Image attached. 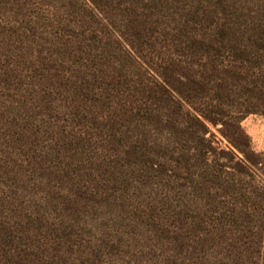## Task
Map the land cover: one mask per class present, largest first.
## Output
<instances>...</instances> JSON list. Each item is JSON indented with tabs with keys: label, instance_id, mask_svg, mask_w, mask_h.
<instances>
[{
	"label": "rangeland",
	"instance_id": "1",
	"mask_svg": "<svg viewBox=\"0 0 264 264\" xmlns=\"http://www.w3.org/2000/svg\"><path fill=\"white\" fill-rule=\"evenodd\" d=\"M216 26L264 39V0H0V264H264V165L157 123L127 52Z\"/></svg>",
	"mask_w": 264,
	"mask_h": 264
},
{
	"label": "trees",
	"instance_id": "2",
	"mask_svg": "<svg viewBox=\"0 0 264 264\" xmlns=\"http://www.w3.org/2000/svg\"><path fill=\"white\" fill-rule=\"evenodd\" d=\"M126 45L128 56L137 61L141 82H146L143 89L152 106L149 102L144 110H154L157 123L171 124L168 130H173L174 136L197 141L205 147V156L213 149V127L230 145L229 154L237 167L264 165L260 160L262 154L251 149L249 137L241 127L247 116L264 115L261 35L216 26L208 33L187 35L182 45L165 52L153 48L158 52L157 58L141 45ZM226 46H233L235 55L227 65L217 61L218 52ZM194 57L197 60H192ZM164 110H172L174 116L169 118L172 114H164ZM177 118H181L178 123ZM160 139L168 140L163 136ZM206 162L209 165L207 159Z\"/></svg>",
	"mask_w": 264,
	"mask_h": 264
}]
</instances>
